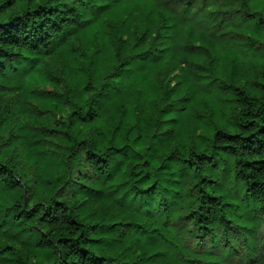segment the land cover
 Wrapping results in <instances>:
<instances>
[{
    "label": "trees",
    "instance_id": "obj_1",
    "mask_svg": "<svg viewBox=\"0 0 264 264\" xmlns=\"http://www.w3.org/2000/svg\"><path fill=\"white\" fill-rule=\"evenodd\" d=\"M113 1L0 0V95L48 79V60L65 84L33 93L39 126L13 133L0 110V264H234L242 252L256 262L264 61L249 69L217 54L205 72L194 52L193 77L211 89L207 120L196 88L160 90L153 105L130 67L161 59L171 15L193 0H158L161 12L134 24ZM253 16L264 52V16Z\"/></svg>",
    "mask_w": 264,
    "mask_h": 264
},
{
    "label": "rangeland",
    "instance_id": "obj_2",
    "mask_svg": "<svg viewBox=\"0 0 264 264\" xmlns=\"http://www.w3.org/2000/svg\"><path fill=\"white\" fill-rule=\"evenodd\" d=\"M236 1L244 5L242 13L234 12V7L230 5L232 2L229 3L228 0H193L192 5L187 9L178 6L177 12L171 15L170 21L173 22L171 29L167 31L165 37L161 40L158 39L156 43L158 50L156 58L161 57V59L159 61L156 59L153 66L147 70H143L144 66H140L138 63H134L130 67V70L137 68L133 71L131 81L138 82L145 96L154 102L153 105L161 102L160 90L164 93L168 88L176 89L177 95V90L190 93L196 88L204 96V99L201 100L203 108L200 109L205 116L204 119L207 120L212 99L211 89L203 86L193 77L197 72L195 68L197 63L191 59V54L194 52L198 54L196 60H200L202 65L199 69L205 72H208V67L211 68V60L217 54L222 56L223 60L235 59L238 67L244 65L251 69L257 63L259 65L263 63L264 52L258 43H254V40L259 39L260 36L257 28L255 29L257 21L253 15L264 16V0ZM162 3L158 0L113 1L114 7L123 9L129 17V22L133 24L139 18H147L149 13H160L159 10L163 8ZM248 13L251 15L250 18H247ZM79 44L81 43L77 42L78 46ZM215 45L219 50L213 52L212 48ZM236 47L239 48L234 52L235 54L229 53L230 49ZM145 60L147 63L152 61ZM228 61L224 66L229 64ZM47 63L51 75L46 80L32 82L27 87L26 94L9 91L0 95V110L9 115L8 129L13 133L23 125L39 126L41 119L35 118L34 108L37 101L33 96L34 92H61L65 89L64 81L60 79L61 72L58 70L61 68V63L57 62L56 65H53L49 60ZM218 70V74L221 75L222 68L220 67ZM153 82L158 83L153 85ZM189 98L190 104L193 105L194 102H197V99L191 95ZM204 102H207V105ZM169 104L170 102L163 103V105ZM65 114L66 111H63L55 112L54 115L60 119V116ZM56 118L50 123H55ZM46 143L50 149L57 148V144L50 136H47ZM13 155L14 160L18 161L17 169H20L21 165L28 166V161L20 154L19 149ZM19 173L23 174V171L20 170ZM257 236L262 239L256 244V262L251 264H264V229H261ZM232 261L234 264H249L244 252L241 255H234Z\"/></svg>",
    "mask_w": 264,
    "mask_h": 264
}]
</instances>
